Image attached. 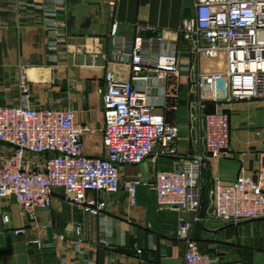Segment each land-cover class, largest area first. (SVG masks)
<instances>
[{
  "label": "built area",
  "instance_id": "2783aa9c",
  "mask_svg": "<svg viewBox=\"0 0 264 264\" xmlns=\"http://www.w3.org/2000/svg\"><path fill=\"white\" fill-rule=\"evenodd\" d=\"M7 1L8 12L20 17L36 14L35 0ZM66 2L52 0L42 14L53 62L67 53V31L60 17ZM8 24L0 14V27ZM118 30L115 21L111 34L117 35ZM178 33L190 43L188 55L219 59L224 67L198 73V94L191 106L202 119L204 148L191 157H181L179 166L156 172L157 208L199 212L206 196L212 216L225 223L264 219V168L256 173L243 170L232 182L216 175L209 181L203 178L211 159L229 149L231 136L230 114L221 108L207 111V102L264 98V0H194L193 14L183 19ZM181 55L179 40L158 33L144 36L138 32L129 49H116L114 59L129 64L131 77L121 78L109 69L105 86L98 89L103 100L104 154L86 152L84 138L95 128L90 122L77 121L70 107L36 106L27 88L18 104L0 105V143L12 148L0 157V199L15 197L21 210L35 218L37 209L50 207L60 193L81 212L105 220L107 199L89 197V191L117 193L122 166L179 156L181 125L169 122L164 109H176L169 99L179 97L177 83H168L192 68ZM67 99L62 97L63 102ZM258 157L264 158V153ZM141 182L138 178L125 182L130 204L136 203ZM6 211L2 215L5 223L10 220ZM199 219L195 217V221ZM192 228L191 221L180 222L179 235L187 242L184 264H219L218 257L202 251L192 237ZM82 229L79 222L76 233L80 235ZM16 232L26 233L27 229L20 227ZM28 241L42 243L38 237ZM102 242L110 244L107 239Z\"/></svg>",
  "mask_w": 264,
  "mask_h": 264
},
{
  "label": "crops",
  "instance_id": "0c3cea01",
  "mask_svg": "<svg viewBox=\"0 0 264 264\" xmlns=\"http://www.w3.org/2000/svg\"><path fill=\"white\" fill-rule=\"evenodd\" d=\"M35 2L36 14L26 17L8 12L7 0L0 2V14L9 21L0 27V105L18 104L27 88L36 106L72 108L77 121L90 122L95 128L84 138L88 154L105 152L103 100L98 89L105 86L106 72L112 69L121 78L131 77L129 64L114 59L119 46L129 49L138 32L150 29L179 40L182 61L192 68L168 83H177L179 97L169 99L176 109H164L169 122L181 125L179 156L122 166L117 193L89 191V197L107 199L105 220L81 212L60 193L50 207L37 209L35 218L21 210L15 197L0 199V264H62L63 260L66 264H184L187 242L179 235L182 220L193 223L192 237L202 251L218 257L219 264H264V219L225 223L212 216L206 196L199 212L157 208L156 172L173 169L181 157H191L204 148L202 119L191 106L198 94V73L224 67L219 59L188 55L190 43L179 36L183 19L193 14L194 0H67L60 15L67 31V53L57 62L49 58L42 26L43 11L52 6V0ZM115 21L119 30L112 35ZM64 96L68 98L65 102ZM217 108L230 114V146L211 159L203 171L204 180L216 175L232 182L243 170L256 173L264 168V158L258 157L264 153V98L207 102V111ZM11 150L10 145L0 143V157ZM131 178L142 180L135 204H130L125 187ZM5 210L10 213L7 223L2 219ZM196 216L200 217L197 221ZM79 222L80 235L76 233ZM20 227L27 232L17 233ZM34 237L42 243H29Z\"/></svg>",
  "mask_w": 264,
  "mask_h": 264
},
{
  "label": "water",
  "instance_id": "95a60500",
  "mask_svg": "<svg viewBox=\"0 0 264 264\" xmlns=\"http://www.w3.org/2000/svg\"><path fill=\"white\" fill-rule=\"evenodd\" d=\"M143 34L150 36V35H154V34L156 35L157 32H153L150 29H146L143 31Z\"/></svg>",
  "mask_w": 264,
  "mask_h": 264
}]
</instances>
